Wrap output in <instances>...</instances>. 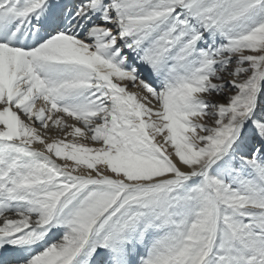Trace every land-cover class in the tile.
Segmentation results:
<instances>
[{
    "label": "snow or ice",
    "instance_id": "6c2138e0",
    "mask_svg": "<svg viewBox=\"0 0 264 264\" xmlns=\"http://www.w3.org/2000/svg\"><path fill=\"white\" fill-rule=\"evenodd\" d=\"M0 264H264V0H0Z\"/></svg>",
    "mask_w": 264,
    "mask_h": 264
}]
</instances>
